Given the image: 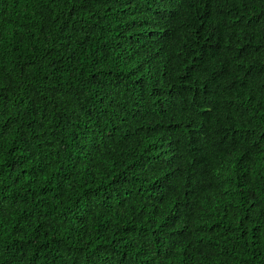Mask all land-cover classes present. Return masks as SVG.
Returning <instances> with one entry per match:
<instances>
[{
	"label": "trees",
	"instance_id": "obj_1",
	"mask_svg": "<svg viewBox=\"0 0 264 264\" xmlns=\"http://www.w3.org/2000/svg\"><path fill=\"white\" fill-rule=\"evenodd\" d=\"M0 264H264V0H0Z\"/></svg>",
	"mask_w": 264,
	"mask_h": 264
}]
</instances>
